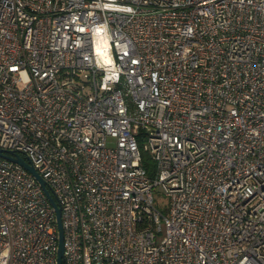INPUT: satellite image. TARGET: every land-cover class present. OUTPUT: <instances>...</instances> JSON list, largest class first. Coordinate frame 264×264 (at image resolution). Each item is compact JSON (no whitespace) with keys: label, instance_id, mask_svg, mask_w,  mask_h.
Masks as SVG:
<instances>
[{"label":"built area","instance_id":"1","mask_svg":"<svg viewBox=\"0 0 264 264\" xmlns=\"http://www.w3.org/2000/svg\"><path fill=\"white\" fill-rule=\"evenodd\" d=\"M0 148L62 264H264V0H0ZM57 249L0 156V264Z\"/></svg>","mask_w":264,"mask_h":264},{"label":"water","instance_id":"2","mask_svg":"<svg viewBox=\"0 0 264 264\" xmlns=\"http://www.w3.org/2000/svg\"><path fill=\"white\" fill-rule=\"evenodd\" d=\"M0 156L21 164L24 168H26L36 178V180L42 186L45 194L47 195V197H48V199H49V201H50V203L53 206L54 211H55L56 224H57V229H58V249H57L56 264H62V262H63V230H62V225H61L60 208H59L56 200L52 196L50 190L46 186L45 180L36 171V169L28 161L27 158H25V157H23L17 153H13L11 151H5L1 148H0Z\"/></svg>","mask_w":264,"mask_h":264},{"label":"rangeland","instance_id":"3","mask_svg":"<svg viewBox=\"0 0 264 264\" xmlns=\"http://www.w3.org/2000/svg\"><path fill=\"white\" fill-rule=\"evenodd\" d=\"M154 202L157 208L163 213L167 214L169 209V199L160 191L154 192Z\"/></svg>","mask_w":264,"mask_h":264},{"label":"trees","instance_id":"4","mask_svg":"<svg viewBox=\"0 0 264 264\" xmlns=\"http://www.w3.org/2000/svg\"><path fill=\"white\" fill-rule=\"evenodd\" d=\"M142 165L147 170L148 174L153 173L154 164L147 151L141 150Z\"/></svg>","mask_w":264,"mask_h":264}]
</instances>
